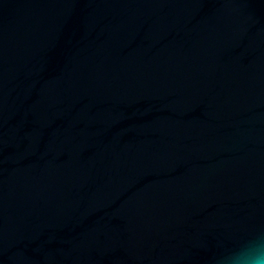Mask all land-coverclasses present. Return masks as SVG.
<instances>
[{
	"label": "water",
	"instance_id": "1",
	"mask_svg": "<svg viewBox=\"0 0 264 264\" xmlns=\"http://www.w3.org/2000/svg\"><path fill=\"white\" fill-rule=\"evenodd\" d=\"M264 233V0H0V264H223Z\"/></svg>",
	"mask_w": 264,
	"mask_h": 264
},
{
	"label": "clouds",
	"instance_id": "2",
	"mask_svg": "<svg viewBox=\"0 0 264 264\" xmlns=\"http://www.w3.org/2000/svg\"><path fill=\"white\" fill-rule=\"evenodd\" d=\"M223 264H264V233L253 234L219 257Z\"/></svg>",
	"mask_w": 264,
	"mask_h": 264
}]
</instances>
